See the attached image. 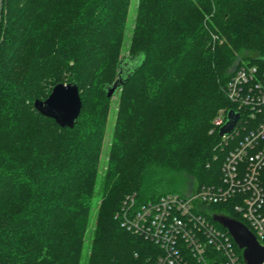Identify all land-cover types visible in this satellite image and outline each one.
<instances>
[{
    "label": "trees",
    "instance_id": "trees-1",
    "mask_svg": "<svg viewBox=\"0 0 264 264\" xmlns=\"http://www.w3.org/2000/svg\"><path fill=\"white\" fill-rule=\"evenodd\" d=\"M130 3L6 2L0 264H80L89 231L86 264H155L158 249L117 219L126 195L157 200L180 172L197 181L196 189L221 182L226 153L211 132L213 120L232 108L224 87L235 70L264 62V0H138L128 29ZM124 58L139 62L116 92L98 188L112 99L106 87ZM57 84L78 88L81 110L71 126L34 108Z\"/></svg>",
    "mask_w": 264,
    "mask_h": 264
},
{
    "label": "built area",
    "instance_id": "built-area-1",
    "mask_svg": "<svg viewBox=\"0 0 264 264\" xmlns=\"http://www.w3.org/2000/svg\"><path fill=\"white\" fill-rule=\"evenodd\" d=\"M6 2L0 0V39ZM224 95L232 108L220 110L211 132H219L229 110L239 119L233 131L220 138L219 147L226 153L221 182L203 185L189 196L166 194L147 202L131 193L117 214L125 231L158 249L155 264H247L245 248L213 220L215 215L242 224L264 248V62L238 67ZM214 206L229 209L220 212Z\"/></svg>",
    "mask_w": 264,
    "mask_h": 264
},
{
    "label": "water",
    "instance_id": "water-1",
    "mask_svg": "<svg viewBox=\"0 0 264 264\" xmlns=\"http://www.w3.org/2000/svg\"><path fill=\"white\" fill-rule=\"evenodd\" d=\"M262 60L264 61V58ZM138 62V58H124L120 61L118 79L106 87L107 98L113 97L124 85ZM34 108L42 116L54 119L61 126H71L81 110L78 88L73 84H57L45 100L34 102ZM238 119L239 114L229 110L226 123L220 128L218 137L228 136ZM213 220L221 223L230 232L239 248H245L243 256L247 264L261 263L264 248L257 244L255 238L242 224L220 215L213 216Z\"/></svg>",
    "mask_w": 264,
    "mask_h": 264
},
{
    "label": "rangeland",
    "instance_id": "rangeland-1",
    "mask_svg": "<svg viewBox=\"0 0 264 264\" xmlns=\"http://www.w3.org/2000/svg\"><path fill=\"white\" fill-rule=\"evenodd\" d=\"M137 2L138 0H131L130 3V8H129V12H128V19H127V26L128 29L131 27L132 23H133V19L135 16V11H136V7H137ZM129 33V32H128ZM128 37L129 35H126L125 37V46L127 45V41H128ZM124 46V47H125ZM125 50V48H124ZM124 56H128V54H124ZM119 99H120V93L118 92V94L116 93V95H114L112 97V99L110 100V112L108 115V121H107V131H106V138H105V143L103 146V151L99 160V167H98V182H97V187L100 188V184H101V176L102 174L105 172L106 170V165L108 163V148H109V142L111 141V136L113 133V129H114V123H115V115H116V111L118 109V103H119ZM219 109L216 113V116L219 114L220 110ZM215 116V117H216ZM175 187H162L163 191L167 194H176V195H186L189 196L190 194L194 193L198 187L197 185V181L189 176H187L185 173H176V180H175ZM101 201V194L100 193H96V196L94 197V202L96 204H99ZM228 207H218L215 208V210H218L220 212H225L226 210H228ZM91 233L90 231L88 232L87 236H86V241L84 243V248H83V259L80 262V264H86L87 263V256L89 254V249L91 246Z\"/></svg>",
    "mask_w": 264,
    "mask_h": 264
}]
</instances>
